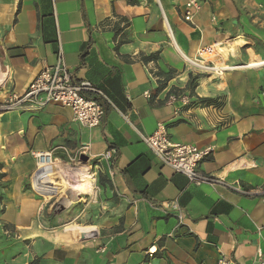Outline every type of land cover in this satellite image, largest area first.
I'll list each match as a JSON object with an SVG mask.
<instances>
[{"label":"crops","instance_id":"0c3cea01","mask_svg":"<svg viewBox=\"0 0 264 264\" xmlns=\"http://www.w3.org/2000/svg\"><path fill=\"white\" fill-rule=\"evenodd\" d=\"M185 1L0 0V103L25 93L59 51L73 81L106 98L85 93L104 107L95 129L60 105L0 113V264L264 256V66L243 67L264 61V0H201L192 23ZM214 43L211 61L236 68L192 74L184 56ZM151 55L159 59L142 61ZM171 93L190 98L177 116ZM159 124L174 143L213 148L200 171L227 186H197L164 166L138 134ZM34 152H52L54 166L38 169Z\"/></svg>","mask_w":264,"mask_h":264},{"label":"built area","instance_id":"2783aa9c","mask_svg":"<svg viewBox=\"0 0 264 264\" xmlns=\"http://www.w3.org/2000/svg\"><path fill=\"white\" fill-rule=\"evenodd\" d=\"M200 10L201 0H186L182 11L183 20L186 23H192ZM170 34L172 35L171 31ZM221 47L220 43H214L198 50L194 57L184 56V61L190 72L195 75L221 77L226 72L234 70L236 67L219 65L211 61L218 51L221 50ZM263 66L264 61L243 67L259 68ZM85 93L106 99L92 82L83 80L75 83L73 81L70 70L65 65L62 52L59 51L55 65L43 69L29 85L25 93L21 95L12 93L5 102L0 103V113L12 111L39 112L49 105H60L72 111L74 122L90 129L99 128L105 114L104 107L100 101L87 97ZM167 105L175 107L174 114L177 116L182 108L190 105V98L186 95L171 93L168 96ZM138 134L164 166L186 176L191 183L197 186L203 184L227 186L225 182L206 176L200 171L201 162L214 152L213 148H199L195 145L174 143L171 141L168 129L164 124H159L156 131L151 135H144L141 132H138ZM87 155L88 148L78 152L77 157L80 159L82 156ZM33 156L37 161L36 167L38 169L54 166L55 164L52 152H34ZM235 189L240 193H247L241 188ZM262 203L264 206V197ZM175 207L178 209V220L181 224L184 218L183 214L177 204ZM156 251V247L148 249V257L153 258ZM217 264L236 263L232 260L221 258ZM256 264H264V256L260 250L257 254Z\"/></svg>","mask_w":264,"mask_h":264},{"label":"trees","instance_id":"16d2710c","mask_svg":"<svg viewBox=\"0 0 264 264\" xmlns=\"http://www.w3.org/2000/svg\"><path fill=\"white\" fill-rule=\"evenodd\" d=\"M159 59V55H151V56H149V57H147V56H142V61L144 62V63H149V62H151V61H157ZM169 77V76H168ZM190 83H191V81H190ZM192 84V83H191ZM193 87H195V85H193ZM192 87V88H193ZM201 103V105H209L210 104V101H201L200 102ZM127 107H128V104H127Z\"/></svg>","mask_w":264,"mask_h":264},{"label":"bare ground","instance_id":"6f19581e","mask_svg":"<svg viewBox=\"0 0 264 264\" xmlns=\"http://www.w3.org/2000/svg\"><path fill=\"white\" fill-rule=\"evenodd\" d=\"M58 164H59V163H58ZM57 166H58V165H57ZM54 168H55V167H54ZM84 178H85L87 181H90V179H91L90 175H89L88 173H86V172H84ZM91 181H92V180H91ZM88 183H89V182H88ZM92 183H93V182H92ZM92 185H93V184H92ZM84 188H85V187H84ZM76 227H77V226H76ZM76 227H75V226H74V227H71V229H72V228H73L74 230H75V229H78V227H77V228H76ZM82 230H83V231H82L83 234L81 233V237L84 236L85 234H87V233H85V232H87L88 229H86V230H85V229H82Z\"/></svg>","mask_w":264,"mask_h":264},{"label":"water","instance_id":"95a60500","mask_svg":"<svg viewBox=\"0 0 264 264\" xmlns=\"http://www.w3.org/2000/svg\"><path fill=\"white\" fill-rule=\"evenodd\" d=\"M81 158H82V160H87V157H85V156H82ZM70 204H71V203H70L69 200H63V201L60 203V207H67V206H69Z\"/></svg>","mask_w":264,"mask_h":264},{"label":"rangeland","instance_id":"374dc122","mask_svg":"<svg viewBox=\"0 0 264 264\" xmlns=\"http://www.w3.org/2000/svg\"><path fill=\"white\" fill-rule=\"evenodd\" d=\"M83 177H84V172H83ZM91 177V176H90Z\"/></svg>","mask_w":264,"mask_h":264}]
</instances>
